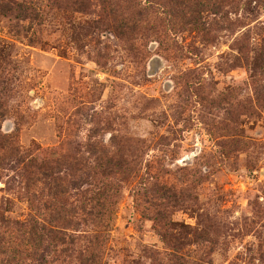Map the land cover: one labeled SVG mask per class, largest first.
I'll return each instance as SVG.
<instances>
[{"label":"rangeland","instance_id":"rangeland-1","mask_svg":"<svg viewBox=\"0 0 264 264\" xmlns=\"http://www.w3.org/2000/svg\"><path fill=\"white\" fill-rule=\"evenodd\" d=\"M206 2L0 0V137L66 154L76 210L72 245L20 231L49 188L0 161V264H80L89 166L112 172L97 264H264V0Z\"/></svg>","mask_w":264,"mask_h":264},{"label":"trees","instance_id":"trees-1","mask_svg":"<svg viewBox=\"0 0 264 264\" xmlns=\"http://www.w3.org/2000/svg\"><path fill=\"white\" fill-rule=\"evenodd\" d=\"M125 1V0H123ZM130 1V0H126ZM133 1V0H132ZM145 3V6H140L138 10L141 11L139 16H143L148 11L153 13V6H158L156 8H161L164 12L166 9L169 12H173V9L180 10L185 8V3L192 0H137ZM208 2H216L223 0H205ZM196 8L202 7L200 4L201 0H194ZM167 4H173L174 6H166ZM163 5V6H162ZM21 8V9H19ZM212 8H214V4H212ZM16 9H19L23 14L24 18L31 19L34 15V11L25 7L23 8L21 5H17ZM168 12V13H169ZM195 25V24H194ZM197 25V24H196ZM198 27V26H197ZM12 158V162L17 165V168H20V172L24 174L29 181L34 180V178L41 177L46 182V185L49 188L50 196L49 200L44 203V208L47 210H51L52 217L46 219L47 225H42L40 222V218L37 215V209L33 206V202L29 203V210L32 215L28 216L25 221L19 222L15 221L11 225L15 226L20 231H25L28 235L32 236H42L48 238L50 241L57 243V245H72L74 243V239L72 237H67L63 234L59 227L55 226L57 221H60L62 217V213L71 212L75 214L76 210L74 207L70 206L68 209L66 205H61L59 208H56L55 205L57 203V197L66 194V191L62 189L64 179H59L57 177V173L55 172L56 168L62 164V162L67 161V155L63 154L61 150L53 151L49 150V154L39 159L34 156L33 152L22 153L19 149L10 141V139H4V137H0V161H4L6 159ZM99 159H95L96 163ZM113 160V159H112ZM115 165V163H114ZM88 167V179L92 181L89 183V188L84 192L80 193V197L84 199L81 202V208L79 209L83 214V218L89 219L91 221V228L87 232L88 241L87 245L81 251L79 249L76 251V255H78L77 259L80 264H97L98 256L101 251V244L103 241V234L105 227L102 225V220L104 217V201H106L108 195L106 193V189L104 188L105 181L102 179H106L109 175L112 174L111 171L103 169L102 167ZM116 168V167H115ZM94 182V184H93ZM68 182L66 185H70ZM53 192V193H52ZM75 197H78L74 195ZM114 215V213H113ZM3 219V218H2ZM48 221V222H47ZM69 221H67L68 223ZM2 224L11 223L9 220H1ZM77 225V222H73V226ZM65 251H68L65 248Z\"/></svg>","mask_w":264,"mask_h":264}]
</instances>
